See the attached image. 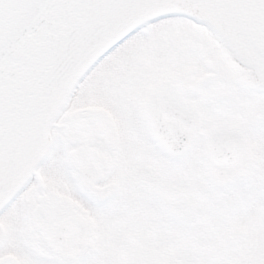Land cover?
I'll return each instance as SVG.
<instances>
[{
	"label": "snow or ice",
	"instance_id": "6c2138e0",
	"mask_svg": "<svg viewBox=\"0 0 264 264\" xmlns=\"http://www.w3.org/2000/svg\"><path fill=\"white\" fill-rule=\"evenodd\" d=\"M0 264H264V0H0Z\"/></svg>",
	"mask_w": 264,
	"mask_h": 264
}]
</instances>
